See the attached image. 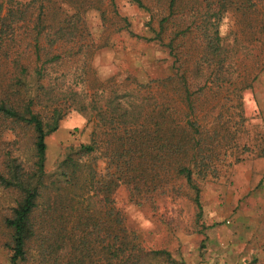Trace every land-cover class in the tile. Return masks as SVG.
Segmentation results:
<instances>
[{
  "label": "trees",
  "instance_id": "trees-1",
  "mask_svg": "<svg viewBox=\"0 0 264 264\" xmlns=\"http://www.w3.org/2000/svg\"><path fill=\"white\" fill-rule=\"evenodd\" d=\"M130 2L149 15L151 36L138 38L164 48L174 73L105 80L88 68L106 45L91 39L84 17L97 11L109 21L105 0H0V130L19 142L32 135L34 146L30 171L15 157L0 172V183L19 193L3 220L13 264H175L168 251L146 249L129 232L116 208L118 189L142 205L186 186L201 219L199 182L243 160L235 151L242 93L264 63L243 74L219 26L233 10L264 0ZM115 15L135 36L131 21ZM73 110L93 124L91 143L50 175L47 138Z\"/></svg>",
  "mask_w": 264,
  "mask_h": 264
},
{
  "label": "rangeland",
  "instance_id": "rangeland-1",
  "mask_svg": "<svg viewBox=\"0 0 264 264\" xmlns=\"http://www.w3.org/2000/svg\"><path fill=\"white\" fill-rule=\"evenodd\" d=\"M105 2L109 21L103 22L97 11L84 17L91 39L96 45H106L96 51L88 68L105 80H124L128 75L149 80L174 73V59L164 48L138 38L151 36L146 27L148 13L130 0ZM115 14L131 21L135 36L122 30L124 23ZM263 27V4L256 9L233 10L220 23V35L234 47L233 53L243 74L264 63ZM105 30L110 33L103 37ZM242 97L244 119L238 126L236 140L240 147L235 151L243 160L225 169L219 179L199 182L201 219L197 218L195 206L187 196L193 193L186 186L179 195L158 194L142 205L130 200L125 187L118 189L116 208L125 215L126 227L129 232H135L144 248L168 251L175 264H264V69ZM232 113L235 114L233 108ZM1 128L4 129L2 125ZM93 130L84 113L70 111L58 131L47 138V173L53 174L70 153L91 143ZM32 141V135L19 142L11 132L0 130V172L4 171L2 164L15 157L30 171ZM246 144L249 150L244 151ZM99 165L104 166L101 162ZM18 199V191L0 183V264H13L12 252L6 244L10 233L3 220L11 214ZM165 263V259H154L150 264Z\"/></svg>",
  "mask_w": 264,
  "mask_h": 264
}]
</instances>
